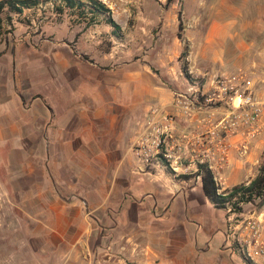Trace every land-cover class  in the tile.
I'll return each mask as SVG.
<instances>
[{
    "label": "crops",
    "instance_id": "0c3cea01",
    "mask_svg": "<svg viewBox=\"0 0 264 264\" xmlns=\"http://www.w3.org/2000/svg\"><path fill=\"white\" fill-rule=\"evenodd\" d=\"M109 10L116 21V11ZM27 11L11 14L14 31L2 40L9 19L4 20L0 40V193L5 194L0 205L13 207L0 226L13 249L4 251L8 264H227L234 259L222 230L227 210L218 209L223 217L214 221L200 212L203 196L206 207L217 208L199 177L181 179L162 166L138 168L134 114L147 110L149 88L135 86L142 73L119 72L122 56L116 52L127 54L139 43V26L128 28L123 20L118 31L105 20L92 23L69 10L78 19L71 25L56 18L64 9L52 11L46 23L52 38L37 34L27 42L19 38L25 25L18 20ZM143 17L149 27L153 18ZM83 53L91 56L85 59ZM254 73V86L264 82L259 70ZM256 95L264 100V85ZM208 125L202 114L179 122L192 131ZM242 138L240 132L229 141L222 189L259 174L264 128L246 154L237 149ZM190 167L196 171L195 164ZM182 195L192 201L185 210L178 202Z\"/></svg>",
    "mask_w": 264,
    "mask_h": 264
},
{
    "label": "rangeland",
    "instance_id": "374dc122",
    "mask_svg": "<svg viewBox=\"0 0 264 264\" xmlns=\"http://www.w3.org/2000/svg\"><path fill=\"white\" fill-rule=\"evenodd\" d=\"M118 3L119 6L115 10L118 16L116 22L119 25L117 30H121L122 25L119 22L125 20L128 28L139 26L140 31L139 43L128 49L127 54L122 49L117 50L116 56H122L118 58V63L121 64L119 72L133 70L142 73L135 80V86L144 84L149 88L147 110L145 113L135 110L137 113L134 114L132 152L138 168L142 170V164L135 152V143L145 130L153 110L159 113L158 119L173 121L177 128L184 129L179 126V122L186 124L189 122V117L177 106V98L180 94L190 101L193 100L192 105L195 110L202 111L199 115H206L205 110L218 107V104L207 102L202 96V93L210 89L215 78L237 74L240 77L251 78L254 82L256 76L254 72L257 70L264 78V0H120ZM52 11L57 12V7H41L38 11L31 10L18 16V20L25 25L19 38L27 42L37 34L42 38L46 36L52 38L48 29H45L46 23L52 19ZM144 14H149L153 18L149 27L143 17ZM56 18L59 20L66 18L71 25L78 23L77 17L68 9L62 16L57 14ZM6 24L7 28L2 40L11 38L10 32L15 28L12 17L6 20ZM105 42L101 43L104 44L103 51L108 52L111 47ZM75 51H79L78 48ZM80 56L89 59L91 54L83 53ZM263 85L264 82L260 80L254 86L255 92L259 94ZM205 131L206 128L195 130L199 134ZM190 159L184 157L182 162L188 165ZM40 163L44 164V162ZM170 167L168 166V169L171 170ZM3 171L0 168V174ZM183 172L191 174L184 170L178 174ZM41 174L39 170V183H44ZM3 195L5 194L0 193V201H3ZM201 201L202 204L198 202L201 205L199 209L206 220L214 221V218L223 217V210L206 207L208 203L204 196ZM178 202L185 210L192 201L182 195ZM257 202L258 200L245 203L242 212L246 214L252 212L257 208ZM10 206L0 205V226L7 214H12L13 207ZM18 212L21 217H26L22 210L18 209ZM231 217L232 212L227 210L225 217L227 221L223 223L222 230L227 236L229 235L230 246L235 250L236 257L229 259L227 264H259L258 260L250 259L244 252L239 240V232L235 233L236 237H232L234 233L232 226L236 223V219L242 218L240 213L236 215L235 220ZM1 232L0 264H8L4 251L7 249L9 253L13 249L7 247L8 241L3 240L4 235ZM198 237L200 238V234ZM15 253L21 255L17 251Z\"/></svg>",
    "mask_w": 264,
    "mask_h": 264
},
{
    "label": "built area",
    "instance_id": "2783aa9c",
    "mask_svg": "<svg viewBox=\"0 0 264 264\" xmlns=\"http://www.w3.org/2000/svg\"><path fill=\"white\" fill-rule=\"evenodd\" d=\"M99 1L109 9L116 10L120 0ZM59 5H64V1L49 0L39 3L36 7L40 9ZM33 9L35 7L24 10ZM202 96L207 102L218 104L216 108L205 110L209 119L205 132L199 134L177 128L173 121L158 119L159 113L153 110L145 130L136 140L135 152L146 171L159 166L165 168L171 166L172 172L178 176L182 170L191 172L192 163L196 166L198 163L207 164L216 184L220 187L219 192H222L226 189H222L220 172L230 157L229 141L234 135L242 132L243 138L238 143L237 149L242 154L249 151L253 139L264 128L262 124L264 100L256 95L251 78L238 75L215 78L210 89L202 93ZM185 98L180 94L177 98V106L191 120L202 111H196L192 105L193 100ZM213 145L217 146V152L212 149ZM184 157L191 158L188 165L182 162ZM228 211L231 212V209L229 208ZM238 213L242 218L236 219V223L232 226L234 230L232 237H236L235 233L239 232V240L247 256L255 261L259 257L262 263H258L264 264V203L248 214L233 211L231 219L235 220Z\"/></svg>",
    "mask_w": 264,
    "mask_h": 264
},
{
    "label": "trees",
    "instance_id": "16d2710c",
    "mask_svg": "<svg viewBox=\"0 0 264 264\" xmlns=\"http://www.w3.org/2000/svg\"><path fill=\"white\" fill-rule=\"evenodd\" d=\"M47 1L49 0H0V40L3 22L5 19L10 20L12 13H23L24 9L36 7L39 3ZM63 1L64 5L56 6L58 12L68 9L75 12L79 17L88 19L92 23L105 20L114 26L115 30L119 28L118 23L110 16L109 8L99 0ZM170 171L172 172V170ZM192 177H199L201 179L204 194L217 209L229 210L230 208L231 212H241L245 203L258 200L257 207H260L264 203V160L260 166L259 174L250 182L237 184L222 192H219L218 189L220 187L216 184L214 175L207 164L198 163L197 171L194 173L178 175V178L181 179H189Z\"/></svg>",
    "mask_w": 264,
    "mask_h": 264
}]
</instances>
